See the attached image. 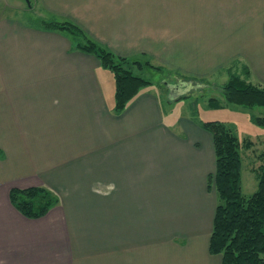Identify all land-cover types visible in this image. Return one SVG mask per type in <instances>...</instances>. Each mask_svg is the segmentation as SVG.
<instances>
[{
  "label": "crops",
  "instance_id": "0c3cea01",
  "mask_svg": "<svg viewBox=\"0 0 264 264\" xmlns=\"http://www.w3.org/2000/svg\"><path fill=\"white\" fill-rule=\"evenodd\" d=\"M36 1L176 79L224 84L247 66L264 85V0ZM106 70L66 33L0 15V264H220L212 134L153 88L116 113ZM31 186L60 197L39 219L10 200Z\"/></svg>",
  "mask_w": 264,
  "mask_h": 264
},
{
  "label": "trees",
  "instance_id": "16d2710c",
  "mask_svg": "<svg viewBox=\"0 0 264 264\" xmlns=\"http://www.w3.org/2000/svg\"><path fill=\"white\" fill-rule=\"evenodd\" d=\"M32 4L30 5V7ZM33 25L40 29L66 33L74 47L96 56L101 65L112 72L115 80L116 113L123 112L139 93L153 84V81L135 73V68L146 66L163 70L150 59H131L116 55L105 45L90 37L84 29L71 20L37 17ZM230 70L229 79L221 85L225 99L232 104L245 107L264 106V85L252 82L250 70L243 66L240 72ZM203 82L196 78L181 76L179 81ZM197 83V84H195ZM206 86L210 84L205 83ZM192 87V85H190ZM183 93L174 100L188 97ZM209 104L219 106L217 97H211ZM264 123V117H257ZM212 134L216 155V171L207 177L208 188L215 186L218 202L210 237V252L221 255L220 264H264V152L263 162L258 168V188L250 196L243 193L241 141L234 130L220 120L199 121ZM246 148L253 147L251 140H245ZM10 200L24 216L39 219L60 203V197L47 186L28 188L13 187Z\"/></svg>",
  "mask_w": 264,
  "mask_h": 264
},
{
  "label": "rangeland",
  "instance_id": "374dc122",
  "mask_svg": "<svg viewBox=\"0 0 264 264\" xmlns=\"http://www.w3.org/2000/svg\"><path fill=\"white\" fill-rule=\"evenodd\" d=\"M30 5L26 0H0V15L26 20L28 23L34 22L37 17H51L36 0H30ZM162 69L146 66L144 69L136 67L134 70L136 74L153 81L148 88L158 92L164 107L167 110L169 106L172 115L178 117L181 113H186L199 121L220 120L234 130L242 144L243 193L250 196L258 188V168L263 162L260 154L264 152V123L259 122L257 117H264V106L245 107L229 103L220 89L222 80L219 78L211 82L209 86L203 82L193 88L190 87L184 92L189 94L186 98L169 101L171 90L164 82L175 83L177 79L167 69ZM106 71L108 75L109 73L112 75L111 72ZM177 95V93L174 94V96ZM211 97H217L221 104L210 105ZM245 140H251L253 147L246 148L243 145ZM213 189L216 190L214 185Z\"/></svg>",
  "mask_w": 264,
  "mask_h": 264
},
{
  "label": "water",
  "instance_id": "95a60500",
  "mask_svg": "<svg viewBox=\"0 0 264 264\" xmlns=\"http://www.w3.org/2000/svg\"><path fill=\"white\" fill-rule=\"evenodd\" d=\"M28 2V4L30 5V0H26ZM168 87L169 89L171 90V92H175L179 95L183 94L185 91L182 92V88L181 86L185 84V82H181V83H178V84H174V83H170L168 81H165L164 82ZM177 97V96H175Z\"/></svg>",
  "mask_w": 264,
  "mask_h": 264
}]
</instances>
